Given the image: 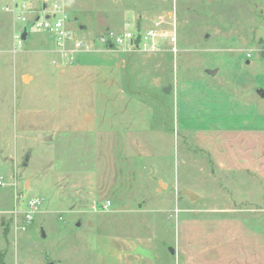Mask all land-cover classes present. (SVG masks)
<instances>
[{"label":"rangeland","instance_id":"rangeland-1","mask_svg":"<svg viewBox=\"0 0 264 264\" xmlns=\"http://www.w3.org/2000/svg\"><path fill=\"white\" fill-rule=\"evenodd\" d=\"M64 2L63 47L0 4V264H97L96 237L120 232L154 235L157 264H187L178 217L257 209L264 227V180L219 169L197 136L215 115L264 126V0ZM159 16L176 39L157 51L96 38Z\"/></svg>","mask_w":264,"mask_h":264},{"label":"crops","instance_id":"crops-1","mask_svg":"<svg viewBox=\"0 0 264 264\" xmlns=\"http://www.w3.org/2000/svg\"><path fill=\"white\" fill-rule=\"evenodd\" d=\"M215 117L220 124L209 123L197 129L201 147L219 169L249 172L264 180V126L248 124L247 119L252 120L253 115L237 125L222 124L225 116ZM242 117H233V121ZM249 194L253 196V189ZM235 210H239L236 215L209 212L178 217L174 242L177 255L187 264H264V227L249 219L257 209ZM95 248L97 264H157V240L150 233L100 234Z\"/></svg>","mask_w":264,"mask_h":264},{"label":"built area","instance_id":"built-area-1","mask_svg":"<svg viewBox=\"0 0 264 264\" xmlns=\"http://www.w3.org/2000/svg\"><path fill=\"white\" fill-rule=\"evenodd\" d=\"M43 1L51 3L49 8H46V6L34 7L31 4L32 0H0V4L4 10L11 12L16 17L21 18L23 21H33L37 28L44 29L54 35L57 39V45L63 47L68 40L73 38L67 25L70 16L65 8V2L64 0ZM33 12H36L35 16L32 15ZM164 22L166 21L162 16L157 17L150 27L139 26L136 21H128L122 31L109 29L97 35L96 38L102 45H115L124 47L127 50L157 51L167 38L176 39L175 25L168 30L163 27ZM82 45H84L83 40L76 41L78 48ZM110 203V201H107L102 206L108 207ZM41 204L42 200L39 197L28 199L26 208L22 211L26 222L33 220Z\"/></svg>","mask_w":264,"mask_h":264},{"label":"water","instance_id":"water-1","mask_svg":"<svg viewBox=\"0 0 264 264\" xmlns=\"http://www.w3.org/2000/svg\"><path fill=\"white\" fill-rule=\"evenodd\" d=\"M29 35V28L27 26L24 27L22 33H21V38L23 40H26L27 36ZM207 73L211 74V75H216L219 71L218 68H207L206 69ZM255 91L258 93L259 96H261L262 98H264V87H256ZM29 154L27 155V159L29 158ZM187 194L190 195L191 197H193V193L191 191H187ZM43 235H45V233L43 232ZM172 252H175V249L172 248Z\"/></svg>","mask_w":264,"mask_h":264}]
</instances>
